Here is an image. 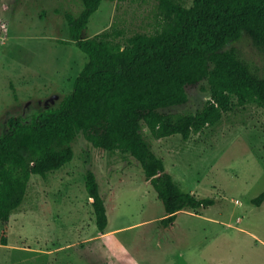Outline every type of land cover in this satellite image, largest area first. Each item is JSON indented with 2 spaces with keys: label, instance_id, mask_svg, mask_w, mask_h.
Instances as JSON below:
<instances>
[{
  "label": "rangeland",
  "instance_id": "374dc122",
  "mask_svg": "<svg viewBox=\"0 0 264 264\" xmlns=\"http://www.w3.org/2000/svg\"><path fill=\"white\" fill-rule=\"evenodd\" d=\"M157 6L103 0L84 35L114 23L125 33L150 30ZM82 8V0H0V136L12 115L30 120L73 88L88 56L70 40L65 13ZM226 48L262 70L263 54L248 32ZM203 85L189 84L187 102L161 110L197 111L209 97ZM144 134L185 190L215 203L163 223L165 208L140 161L96 148L81 132L74 158L46 176L33 174L23 204L0 220V234L8 235V244L0 240V264H264V201L253 202L264 191V108L236 106L188 139ZM89 168L108 208L105 233L85 184Z\"/></svg>",
  "mask_w": 264,
  "mask_h": 264
},
{
  "label": "trees",
  "instance_id": "16d2710c",
  "mask_svg": "<svg viewBox=\"0 0 264 264\" xmlns=\"http://www.w3.org/2000/svg\"><path fill=\"white\" fill-rule=\"evenodd\" d=\"M103 0H82L78 13H65L70 40L88 56L73 88L57 106L35 112L30 120L12 115L0 136V220L8 222L25 201L33 174L46 176L75 156L74 142L83 133L99 149L137 158L165 208L169 224L182 210L215 203L185 190L166 169L144 134L157 138L180 133L188 139L225 111L249 103L264 108V0H158L150 30L125 33L114 23L85 36ZM248 32L263 54L262 70L226 48ZM206 80L209 92L195 112L161 108L188 101L187 86ZM98 229L110 222L106 200L94 169L85 174ZM264 201V191L253 199ZM3 244L8 235L0 234Z\"/></svg>",
  "mask_w": 264,
  "mask_h": 264
},
{
  "label": "built area",
  "instance_id": "2783aa9c",
  "mask_svg": "<svg viewBox=\"0 0 264 264\" xmlns=\"http://www.w3.org/2000/svg\"><path fill=\"white\" fill-rule=\"evenodd\" d=\"M239 202V201H238Z\"/></svg>",
  "mask_w": 264,
  "mask_h": 264
}]
</instances>
